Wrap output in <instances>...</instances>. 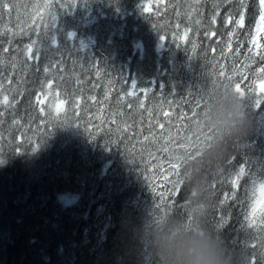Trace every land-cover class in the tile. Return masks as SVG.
Segmentation results:
<instances>
[{
	"label": "trees",
	"instance_id": "1",
	"mask_svg": "<svg viewBox=\"0 0 264 264\" xmlns=\"http://www.w3.org/2000/svg\"><path fill=\"white\" fill-rule=\"evenodd\" d=\"M12 3L0 12V100L13 105L0 103V264H160L155 235L173 225L208 234L225 264H264V207L251 214L264 183L260 0Z\"/></svg>",
	"mask_w": 264,
	"mask_h": 264
},
{
	"label": "clouds",
	"instance_id": "2",
	"mask_svg": "<svg viewBox=\"0 0 264 264\" xmlns=\"http://www.w3.org/2000/svg\"><path fill=\"white\" fill-rule=\"evenodd\" d=\"M232 97L238 99L239 94ZM229 106L235 115L237 105ZM154 247L160 264H225V255L215 240L198 230L185 231L178 225L167 227L155 235Z\"/></svg>",
	"mask_w": 264,
	"mask_h": 264
},
{
	"label": "snow or ice",
	"instance_id": "3",
	"mask_svg": "<svg viewBox=\"0 0 264 264\" xmlns=\"http://www.w3.org/2000/svg\"><path fill=\"white\" fill-rule=\"evenodd\" d=\"M243 4H244V0H241V6L243 7ZM15 4H13L12 3V0H0V12H2V11H7L8 12V14L9 15H11L14 11H15ZM141 9H142V12L143 13H145V12H149L150 11V7L149 6H144V5H141ZM260 9H261V11H260V22L261 23H264V0H260ZM53 22L55 23V18H53ZM213 22H215V17H213ZM243 22H244V16H243V13H241L240 14V19L239 20H237V21H235V23L236 24H238V25H240V26H243ZM197 23H199V21H197ZM45 27L46 28H51V26H49V25H45ZM160 39L162 40V41H164L165 40V37L164 36H160ZM253 43H255V41L253 40L252 41ZM257 47H258V45H257ZM249 51L251 52V49H249ZM27 52H28V59L29 60H33V61H35V62H39V60H40V53L39 52H36L35 53V55H33V48H32V46L31 45H29L28 47H27ZM52 65H46L45 67H44V72L45 73H48L49 72V68L51 67ZM56 66L58 67V62L56 63ZM261 72H264V69H261L260 70ZM52 85H53V82L52 81H48L47 82V88L48 89H51L52 88ZM44 85H42L41 86V95H47L48 93L47 92H45L44 91ZM131 87H132V89H136V84H135V82H132L131 83ZM234 90H236L242 97H245V94H244V92H242L241 91V86H240V84L239 83H237L236 85H235V88H234ZM260 90H261V92H264V84H261L260 85ZM148 91V89H142L141 90V92L142 93H146ZM41 95H37L36 97H35V101H36V104L38 105V106H41L40 108H39V111L40 112H44L45 111V108L43 107V105H44V100L43 99H41ZM128 95H134V92H129L128 93ZM69 96H71V93H69ZM15 98L13 97V100H14ZM201 101H203V99L201 98V100H197L196 101V104H197V106L199 107L200 105H201ZM257 102H261V101H259V100H256ZM64 100H61L60 101V103L59 104H57L56 105V111L57 112H59L60 110H61V108L63 107V105H64ZM0 103H2L3 105H5V106H7V107H12L13 105H12V101H10L9 100V97L7 96V95H4L3 97H2V100H0ZM69 103L70 104H75V99L73 98V99H71V100H69ZM129 110L131 111V106H132V102L130 101L129 102ZM143 103H140V105H139V107H141V108H143ZM0 115H3L2 113H0ZM165 115H167V113H165ZM194 119H195V117H193ZM161 127H163V125H161ZM93 140H95L96 139V137H93L92 138ZM145 139H147V137L145 138ZM163 151L164 152H168V151H166V148H164L163 149ZM129 162H132L131 160H129ZM169 166H170V169L171 170H173L174 171V178H175V185H173V191H176L177 190V188H179V189H181L182 190V188H183V185L180 183V181H179V177H178V173H177V171H176V168H175V166L171 163V157H169ZM245 173V168L244 167H240L239 168V175L240 176H243V174ZM220 174H223V173H220ZM239 179V176L237 177V180ZM259 193H260V196H261V200H259V201H257V202H255L254 204H253V206L251 207V214L253 215V216H255V214H256V211H257V209H256V204L258 203L259 205H261L262 207H264V183H260L259 184ZM224 225H221V227H223ZM252 225H250V227H251ZM253 264H254V262H253Z\"/></svg>",
	"mask_w": 264,
	"mask_h": 264
},
{
	"label": "water",
	"instance_id": "4",
	"mask_svg": "<svg viewBox=\"0 0 264 264\" xmlns=\"http://www.w3.org/2000/svg\"><path fill=\"white\" fill-rule=\"evenodd\" d=\"M241 91H242V92H244V90H243V89H241ZM244 94H245V93H244ZM240 97H241V98H243L241 95H240Z\"/></svg>",
	"mask_w": 264,
	"mask_h": 264
},
{
	"label": "rangeland",
	"instance_id": "5",
	"mask_svg": "<svg viewBox=\"0 0 264 264\" xmlns=\"http://www.w3.org/2000/svg\"><path fill=\"white\" fill-rule=\"evenodd\" d=\"M261 23V22H260ZM260 26H261V24H260Z\"/></svg>",
	"mask_w": 264,
	"mask_h": 264
}]
</instances>
